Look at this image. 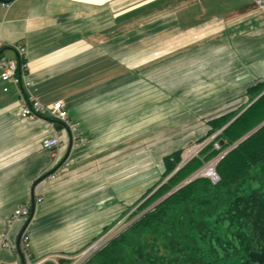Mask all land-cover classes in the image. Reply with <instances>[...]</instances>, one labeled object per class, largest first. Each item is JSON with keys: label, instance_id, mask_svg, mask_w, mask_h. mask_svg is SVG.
Here are the masks:
<instances>
[{"label": "crops", "instance_id": "obj_1", "mask_svg": "<svg viewBox=\"0 0 264 264\" xmlns=\"http://www.w3.org/2000/svg\"><path fill=\"white\" fill-rule=\"evenodd\" d=\"M18 45L35 84L25 94L43 104L63 101L85 138L73 141L66 162L37 185L43 200L25 231L35 264H70L109 229V154L129 147L113 141L146 131L149 100L160 106L162 93L179 91L192 99L196 81L203 98L212 91L236 100L264 81V6L254 0H0V52L20 58ZM22 103L21 88L0 76V263L21 262L16 244L27 217L10 222L11 216L31 203L33 183L64 158L72 136L62 122L23 117ZM54 136L60 146L43 148V139Z\"/></svg>", "mask_w": 264, "mask_h": 264}, {"label": "trees", "instance_id": "obj_2", "mask_svg": "<svg viewBox=\"0 0 264 264\" xmlns=\"http://www.w3.org/2000/svg\"><path fill=\"white\" fill-rule=\"evenodd\" d=\"M246 96L247 103L212 120L210 131L199 142L207 140L206 137L232 120L250 101L254 99L255 101L208 142L197 156L182 164L166 183L137 208L143 210L139 218L96 253L99 264H129L127 260L129 255L144 251L145 245L151 247L148 243L140 242V238L146 233L153 231L159 234L158 231L163 225L166 228L165 225L174 223L173 220L179 219V216L189 218L192 213L200 215L202 213L200 209L203 210L209 204L218 205L223 201L235 199L243 182L247 183L246 187L258 186L255 182H261L260 176L264 175V81L249 86ZM44 117L53 120L48 116ZM257 127L258 129L248 136ZM233 145L235 146L232 148ZM182 153L183 150H178L164 156L162 178L181 164ZM218 156H220L216 164V171L220 177L218 182H213L207 176L193 177L207 161ZM253 169L256 170L253 172ZM187 179L190 180L179 187ZM156 186L157 184L146 193H151ZM150 205L152 206L148 208ZM127 211L128 208L122 211L119 218L128 214ZM108 230L105 229L104 232ZM153 247L150 248L151 251L154 250Z\"/></svg>", "mask_w": 264, "mask_h": 264}, {"label": "rangeland", "instance_id": "obj_3", "mask_svg": "<svg viewBox=\"0 0 264 264\" xmlns=\"http://www.w3.org/2000/svg\"><path fill=\"white\" fill-rule=\"evenodd\" d=\"M181 85L190 87V84ZM202 88L203 86L199 82L196 81V83H194L193 96H191L192 99L184 98L186 91H179L177 94L172 95V97L168 93H162L161 95L163 96L161 97L160 106L156 105L152 100H149L150 102L147 107V112L149 111L153 113L145 116L146 131L138 136L113 141L117 143V145L122 143V145L129 146L122 152L109 154V191L110 189L113 190L112 197L109 198V210L113 207L114 213L111 214V212H109V214H111V216L109 215V230L102 233V235L100 234L95 241L81 250V255L78 254L76 256L78 264H99L96 253L106 246L112 238L117 237L119 234L127 230L133 222L139 218L143 213L141 212L143 210H137V208L146 201L152 193L166 183L183 164L182 159L181 164L176 167L173 172L165 178H162L164 171V156L178 150H183L181 156L183 158L186 157L192 147L199 146V144L202 143L199 142V140L210 131L212 120L220 117L226 111L235 109L242 104L247 103L248 98L244 96L242 99L229 100L226 98L227 94L224 98L213 97L216 96L214 95L216 93L212 91L209 93L207 92L203 98ZM146 91L148 94V89H146ZM208 94L210 97H207ZM254 101L255 99L250 101L245 108H248ZM243 110L235 115L232 120L238 117ZM232 120L226 123L217 132L206 137L208 139H205L204 143L212 141L221 130L225 129V127L232 122ZM258 127L253 129L248 136L255 132ZM110 143H112V141H110ZM215 144L217 145V143ZM234 146L235 145H233L232 148ZM113 150L114 149L109 148V153ZM161 154H163L162 161L157 162L159 161L158 159L161 157ZM223 154L221 155L223 156ZM218 157L216 158L220 159V156ZM143 160L145 162H143ZM150 160H154V162H150ZM211 161H207V163L201 169L199 168L197 172H202L207 169L211 165ZM255 170L256 169H253V172ZM260 180L264 185V175L260 176ZM155 184H157L155 189L151 193H146ZM246 184L247 183L243 182L238 188V195H240L242 187L246 188ZM259 197L260 196H257L258 201L260 199ZM119 200L124 203L120 202L121 204H114L115 202H119ZM112 204L114 206H112ZM152 205L148 206V208ZM126 208H128V214L120 219V214ZM254 215H256V219L253 221L254 224H256L257 219L259 218V212L255 211L253 217ZM262 223H264V218L261 220L260 225ZM103 237L105 240H103L100 248L94 251L91 255H84L83 252L88 247ZM137 239H139V237ZM161 241L162 239L160 235L153 231L146 233L144 237L140 238V242L148 243V245H151L150 248H152L153 245H157V242Z\"/></svg>", "mask_w": 264, "mask_h": 264}, {"label": "flooded vegetation", "instance_id": "obj_4", "mask_svg": "<svg viewBox=\"0 0 264 264\" xmlns=\"http://www.w3.org/2000/svg\"><path fill=\"white\" fill-rule=\"evenodd\" d=\"M255 183L249 190L241 188L235 199L200 209V215L179 216L171 226L163 225L158 231L162 241L154 250L145 245L144 251L127 257L128 263L264 264V185Z\"/></svg>", "mask_w": 264, "mask_h": 264}, {"label": "built area", "instance_id": "obj_5", "mask_svg": "<svg viewBox=\"0 0 264 264\" xmlns=\"http://www.w3.org/2000/svg\"><path fill=\"white\" fill-rule=\"evenodd\" d=\"M254 1H256L260 6H264V0H254ZM16 47L21 56L20 58L10 59L4 56L3 54H0V71H1L0 76L3 81L11 82L17 85L19 88H21L22 97H23V103L21 105V115L25 118H30V119L48 116L53 120H60L68 127V129L72 133L74 142L77 143L84 142L85 138L81 135L78 127L73 125L72 121L70 120L68 110L65 108L63 101L57 100L50 104H43L34 93L28 92L27 95L25 94V90H30L34 88L35 84L28 76V70H27L28 66H27V62L25 61V47L20 45ZM7 89L8 87H5V90ZM202 143H200L199 146L192 147V149L189 150V153L186 155V157L183 158L182 161L183 164L191 160L193 157L197 156L199 152L207 145V143L204 144ZM60 144L61 141L58 136L48 137L43 139L42 141V146L43 148L46 149L57 148L60 146ZM218 160L219 159H214L213 161H211L212 163L207 169H205L202 172H197L193 177L207 176L211 178L213 182H218L220 179L216 171V164ZM42 200L43 197L37 195L36 202L39 203ZM30 210H31V203L28 202L26 204L21 205L12 214L10 222L28 216ZM103 240H105L104 237L100 238L98 241H96L94 244L88 247L83 252L84 255H91L92 253H94V251H96L98 248L102 246L101 244ZM29 246H30V237L24 233L22 236V247H23L26 264H35L31 259ZM76 256L73 258L70 264H78L76 261L77 258ZM0 264H10V263H0ZM15 264H22V262H17Z\"/></svg>", "mask_w": 264, "mask_h": 264}, {"label": "water", "instance_id": "obj_6", "mask_svg": "<svg viewBox=\"0 0 264 264\" xmlns=\"http://www.w3.org/2000/svg\"><path fill=\"white\" fill-rule=\"evenodd\" d=\"M56 121H60V120H56ZM72 146H73V135L71 136V140H70V143L68 146V151H67L66 155L64 156V158L61 161H59L52 169H50L49 171H47L46 173L41 175L32 185V188H31V212L26 219L25 225L22 227V229L18 235L17 244H16V250L20 256V260H21L22 264H26V260H25V256H24V252H23V247H22V236L25 233L28 225L32 221L34 214H35V210H36V206H37V204H36V193H35L36 187L42 180L53 175L66 162ZM188 181H189V179L182 182L179 185V187L186 184Z\"/></svg>", "mask_w": 264, "mask_h": 264}]
</instances>
